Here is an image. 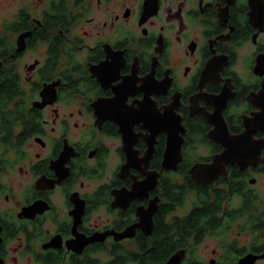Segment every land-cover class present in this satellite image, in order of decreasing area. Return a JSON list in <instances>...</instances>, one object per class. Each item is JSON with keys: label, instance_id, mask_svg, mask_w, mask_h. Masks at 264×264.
<instances>
[{"label": "flooded vegetation", "instance_id": "af4514ba", "mask_svg": "<svg viewBox=\"0 0 264 264\" xmlns=\"http://www.w3.org/2000/svg\"><path fill=\"white\" fill-rule=\"evenodd\" d=\"M0 63V91L6 71L15 96L11 108L20 105L38 118L30 122L35 128L21 153L8 149L0 157V264H137L126 257L140 254L137 238L154 235L164 201L160 182L164 177L174 183L182 169L196 187L225 199L205 222L203 236L155 243L157 264H264V0H0ZM220 113L228 140L238 143L244 135L247 145L252 129L250 143L260 147V162L244 169L230 165L226 175L201 186L192 179L193 169L227 150ZM214 115L217 123L220 117L222 144L218 124L205 118L214 121ZM152 127L154 133L159 129L156 136ZM162 127H178L183 138L177 170L164 171L148 198L118 200V193L132 190L134 178L162 170L169 141ZM105 139L120 143L110 176L112 152ZM152 141L148 169L140 164L124 177L126 146L143 160ZM200 146L210 153L198 155ZM103 178L90 191V182ZM195 193L167 221L186 218L199 206ZM156 198L152 235L137 229L120 241L110 235L88 242L96 233L136 225L138 209ZM102 210L105 221L92 217ZM208 241L217 242L216 248L205 252Z\"/></svg>", "mask_w": 264, "mask_h": 264}, {"label": "trees", "instance_id": "16d2710c", "mask_svg": "<svg viewBox=\"0 0 264 264\" xmlns=\"http://www.w3.org/2000/svg\"><path fill=\"white\" fill-rule=\"evenodd\" d=\"M1 83H3L0 91L1 152L2 154L4 151L7 153L8 149H12L14 153L19 155L21 153V147L24 144L23 139L27 138L35 128V125H31L30 122L38 121V118L33 112L25 113L21 111L22 107L20 105L15 106L14 109L11 108L10 102L13 99L11 96H14V92L10 93L8 91L6 71L1 74ZM25 118H27V120H25ZM19 122L23 125V129L21 130H19ZM190 129H192V127H190ZM194 129H192V137H194V134H197L194 133ZM196 132L199 131L196 130ZM201 134L203 135V133ZM192 137H190V139H192ZM194 139H196V137H194ZM202 139H204V137H202ZM206 139H208L207 131ZM206 139H204V144H206ZM162 145H164V143H162ZM190 145H192L191 140ZM190 145H188V153H190ZM192 147H194V145H192ZM210 188H212V186ZM159 190L160 193L162 192L164 201L161 203L158 214L156 215V229L154 235L143 239L137 238L136 242L139 245L140 254H138V256L135 254H132L134 256L127 255L126 258L130 262H136L137 264H157L158 261L152 256L153 254H151L152 250L155 248V243H171L174 237L179 235L204 234L202 233V229L205 222L217 216L220 202L225 199V194L214 193L213 190L211 192L208 188L196 187L190 177H188L187 172L183 169L182 177L175 179L174 183L170 182V178L163 177L159 185ZM194 191L198 194L196 195L195 193L199 200V206H196L186 218L177 217L173 218L170 222L167 221V216L175 209L183 207L187 196ZM130 216L131 213H127L123 217V220L129 221ZM176 241L181 243L183 239L182 237H178ZM114 249L122 250L121 247L116 245ZM116 258L119 260L121 255ZM162 259L163 257L160 258V260Z\"/></svg>", "mask_w": 264, "mask_h": 264}, {"label": "water", "instance_id": "95a60500", "mask_svg": "<svg viewBox=\"0 0 264 264\" xmlns=\"http://www.w3.org/2000/svg\"><path fill=\"white\" fill-rule=\"evenodd\" d=\"M1 66L2 64L0 63V67ZM220 117L222 119L221 121L222 125H224V117H222V113H220ZM220 117L217 116L218 123L216 122L215 115H214V121L212 120V116L205 117L210 124L212 125L218 124L216 125V133H218V130H219L218 127L220 128V132H222V125H220V122H219ZM178 119H180V117H178ZM225 126L226 125H224V133L226 132L229 133V130L225 129ZM252 127L254 128L253 125ZM176 129L172 131V127H170V131H166V128L162 127V130H163L162 133L166 131L169 137L167 148L164 153L162 170L160 172L154 171L150 173L142 181H139L138 178L134 176L136 178H134L132 190L126 191L125 193L124 192L118 193V196H117L118 200H120V198L122 197H125L126 204H129V202H132L137 198H139L140 200H144L148 198L149 192L153 191L156 187H158L161 175L163 174L164 171H169V170L176 171L177 170V166L182 159V146L181 145L183 143V138L180 137V135H178V131L176 132ZM123 130H124V127L122 126V131ZM158 130L159 129L156 128V133L158 132ZM152 133H154L153 127H152ZM156 133H154V136H156ZM174 133L176 134L174 135ZM216 133H214V138L212 139V131L210 132V139H212V141H216ZM224 133H222V141H224ZM228 133H226L227 144H226V141H224V147L226 149L230 147V151L224 150L223 152L217 154L213 158V161L211 164L210 163L206 165L198 164V166H196L193 169V177H192L193 181L196 184L201 185V186L212 185V183L215 182L220 176H224L228 173L227 167H229L230 165L238 164L239 166L242 167V169H244V167L247 168L250 164H256L260 162V159H258V155H261L260 147H262V143H264V141L260 142V147H258V144H254V142L250 143V137H252V129H250V137L246 135V137H248V144L246 145V143L244 142V145H246V149L244 151H238V150L233 151L234 149L232 148L237 146L238 143H236V139L228 140ZM241 136L244 137V135H240V137ZM218 141H220L219 133H218ZM218 141H216V143H218ZM222 141H220L221 144H222ZM152 144L153 145H150L149 143V147H148L149 153L147 149L146 157H144L143 160H142V157H140V160L137 158L136 152L132 151L133 147H130L129 145L126 146L130 150L126 152L127 156L129 157L128 162L126 166L122 167V170H121V174L122 175L125 174L124 177L126 176L129 177L130 170L132 168H135L137 165L144 164L146 165V170L148 169V165L150 164V157H152V153L154 151L153 141H152ZM256 147H258V149H256ZM240 153H244V156H241ZM253 161L254 163H252ZM142 173L146 175V173H144V169L142 170ZM158 203H159V199L156 198L150 202L149 208H145V207L139 208L137 211V216L140 219V222L137 223L136 225L128 227L126 230H124L121 233H116L114 231L106 232L104 234L96 233L90 238V241L88 242L95 243L98 241H104V239L110 235H113L116 241H120L125 238L134 237L137 229H141L144 232V234H146L147 236L152 235L154 231L153 216L158 211ZM22 214H23L22 216H26V210H23ZM99 235L101 236L99 237ZM173 262H174V259L171 260V262H169L168 264H173Z\"/></svg>", "mask_w": 264, "mask_h": 264}, {"label": "rangeland", "instance_id": "374dc122", "mask_svg": "<svg viewBox=\"0 0 264 264\" xmlns=\"http://www.w3.org/2000/svg\"><path fill=\"white\" fill-rule=\"evenodd\" d=\"M84 121L87 123L88 119H86ZM104 142L108 145V147H110L111 152H112L110 158L108 159L107 166H106L107 167V176H110L112 173H114L115 168L117 167V165L119 163V156L117 154V148L120 146V143L116 139H105ZM1 150H2V148H1ZM209 153H210V150L206 146H203V147L200 146L198 148V151H197V154L200 156L208 155ZM0 157H3L2 152L0 153ZM104 181H105V179L103 178L102 180L101 179H95V181L90 182V191H92L93 188H96L99 184L103 183ZM259 181H260V179H259ZM260 187H262V185H260ZM262 189H264V187H262ZM192 203H193L192 199H190L187 202L185 209L180 210V212L182 214H184L186 212V210H188L192 206ZM107 216H108V213L105 210H102V212H100L98 214L92 215V217L94 219H97L98 217H102L101 220L104 219V221L106 220ZM111 222H112V219H110V223ZM99 223H101V222H99ZM216 244H217V242H216ZM216 244L212 241H208L206 243V245L204 247H202L201 249L204 250L205 252H208V251H211L212 249L216 248Z\"/></svg>", "mask_w": 264, "mask_h": 264}, {"label": "bare ground", "instance_id": "6f19581e", "mask_svg": "<svg viewBox=\"0 0 264 264\" xmlns=\"http://www.w3.org/2000/svg\"><path fill=\"white\" fill-rule=\"evenodd\" d=\"M244 142V137L242 136L241 138H238V145L235 146L233 149L234 150H237V148L239 149V151H241V148H242V144ZM233 150V151H234ZM226 151H230V147L226 150ZM147 229V228H146Z\"/></svg>", "mask_w": 264, "mask_h": 264}]
</instances>
